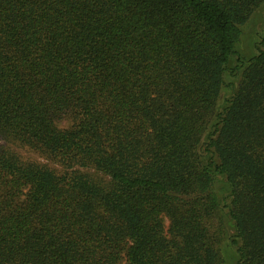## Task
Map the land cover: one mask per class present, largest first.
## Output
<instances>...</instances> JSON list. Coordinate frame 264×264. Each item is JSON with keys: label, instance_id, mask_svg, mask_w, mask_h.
Returning a JSON list of instances; mask_svg holds the SVG:
<instances>
[{"label": "trees", "instance_id": "trees-1", "mask_svg": "<svg viewBox=\"0 0 264 264\" xmlns=\"http://www.w3.org/2000/svg\"><path fill=\"white\" fill-rule=\"evenodd\" d=\"M262 6L0 0V264H264Z\"/></svg>", "mask_w": 264, "mask_h": 264}, {"label": "rangeland", "instance_id": "rangeland-1", "mask_svg": "<svg viewBox=\"0 0 264 264\" xmlns=\"http://www.w3.org/2000/svg\"><path fill=\"white\" fill-rule=\"evenodd\" d=\"M264 37V6L257 9L250 21L248 22L247 26L244 29L243 37L241 39L240 45L237 48V53L240 57L247 59L248 57L252 56L256 53V46L260 42V39ZM236 62L235 58L231 60L229 64V69H233L235 67ZM238 76L232 77L229 73H225L224 75V86L221 89L220 99L218 101V106L223 102V100L231 95L234 90L235 85L238 82ZM1 147H8L14 153L19 155L22 159L31 160L36 163H40L42 165H46L48 168H52L58 170L59 167L54 163L47 162L44 159L37 156L35 153L28 151L23 148L15 147L12 145H6L0 141ZM212 193L216 196L220 197L226 191V185L223 182V179H218L214 182V185L211 189ZM225 227H226V236L224 238L222 247H221V254H222V264H234L235 254L234 248L228 244V239L233 235V228L231 222L225 219Z\"/></svg>", "mask_w": 264, "mask_h": 264}]
</instances>
